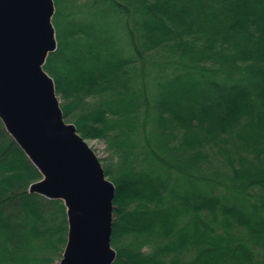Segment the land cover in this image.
Instances as JSON below:
<instances>
[{
	"label": "trees",
	"instance_id": "16d2710c",
	"mask_svg": "<svg viewBox=\"0 0 264 264\" xmlns=\"http://www.w3.org/2000/svg\"><path fill=\"white\" fill-rule=\"evenodd\" d=\"M44 62L102 140L111 264H264V0H53ZM0 120V264H57L60 199Z\"/></svg>",
	"mask_w": 264,
	"mask_h": 264
},
{
	"label": "water",
	"instance_id": "95a60500",
	"mask_svg": "<svg viewBox=\"0 0 264 264\" xmlns=\"http://www.w3.org/2000/svg\"><path fill=\"white\" fill-rule=\"evenodd\" d=\"M53 0H0V120L39 170L28 190L60 199L66 243L57 264H111L114 185L72 122L44 69L56 48Z\"/></svg>",
	"mask_w": 264,
	"mask_h": 264
},
{
	"label": "rangeland",
	"instance_id": "374dc122",
	"mask_svg": "<svg viewBox=\"0 0 264 264\" xmlns=\"http://www.w3.org/2000/svg\"><path fill=\"white\" fill-rule=\"evenodd\" d=\"M86 139V138H85ZM88 145L94 150L95 154L99 159L105 157V144L102 140L98 139H86Z\"/></svg>",
	"mask_w": 264,
	"mask_h": 264
}]
</instances>
